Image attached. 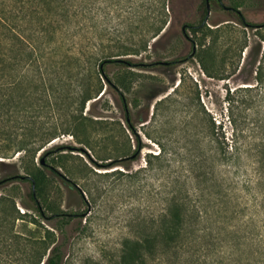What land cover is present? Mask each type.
<instances>
[{
	"label": "rangeland",
	"instance_id": "rangeland-1",
	"mask_svg": "<svg viewBox=\"0 0 264 264\" xmlns=\"http://www.w3.org/2000/svg\"><path fill=\"white\" fill-rule=\"evenodd\" d=\"M239 1L208 0L203 19L206 0H0L8 62L14 34L21 40L18 96L0 93V178L33 172L46 216L29 196L30 181L0 183V230L20 235L21 263L30 264L38 248L26 238L43 237L48 227L66 240L63 264H119L124 240L161 222L170 186H188L189 169L210 155L216 131L231 139L230 97H252L264 110V83L255 78L259 67L264 78V0ZM239 14L252 25L238 22ZM104 58L106 77L97 71ZM14 77L8 73V84ZM86 91L92 97L82 108ZM24 125L69 132L33 156L13 148ZM250 213L228 219L225 229L213 223L176 256L161 252L159 233L155 263L143 249L140 264H264L262 215L251 234L227 232Z\"/></svg>",
	"mask_w": 264,
	"mask_h": 264
},
{
	"label": "trees",
	"instance_id": "trees-1",
	"mask_svg": "<svg viewBox=\"0 0 264 264\" xmlns=\"http://www.w3.org/2000/svg\"><path fill=\"white\" fill-rule=\"evenodd\" d=\"M239 5V0H235ZM220 3L221 0H220ZM203 19L206 18L207 9L203 11ZM236 20L244 25L248 24L244 16L239 14ZM5 20L0 14V93L11 91L15 92L10 98H16L20 89V79L18 72V47L16 46L21 40L19 34H14L10 49L14 52L13 62H8V52L6 45V34L3 29ZM264 40V38H263ZM264 53V46H263ZM110 58H104L97 63V71L103 74L104 62ZM116 61V58H112ZM260 70H257V83H264V78ZM8 73L14 74V83L8 84ZM18 77V78H16ZM103 77V76H102ZM244 87V86H243ZM247 90H251L254 86H245ZM102 88V83L99 81V86L95 93H98ZM46 89V88H45ZM82 99V108L84 102L92 97V92H87ZM30 94V93H29ZM24 95V94H23ZM253 98L236 99L230 97V124H231V139L226 140L224 133L222 135L215 133L214 144L211 147L210 155L205 152L200 156L198 168H190L188 178V186L184 188H174L176 183H173L165 196V208L162 213V219L159 224L153 223L150 230L141 234L134 239H126L123 242L121 249V260L119 264H140L144 263L143 249L148 251L151 263H155L159 246V233L163 232V244H161V252L168 257L178 255L180 251L185 250L198 240L209 233V227L213 223H221L223 228L228 227L232 217H237V214L244 213V210H251L249 218L231 224L229 232L232 237L242 236L241 232H248L249 226H254L256 215H262V229L259 231L258 241L260 246L259 253L264 260V110L254 108ZM264 100V93L259 97ZM238 100L236 107L240 102L244 104L242 107L241 120L233 115V104ZM18 104H15L17 106ZM81 108V110H82ZM26 116L33 117L34 111H26ZM40 117L37 113L35 118L31 120L36 122V117ZM125 121L129 129L133 130L134 125L131 121L129 112L125 113ZM28 123V120H27ZM21 139L14 141L13 148L15 150H24L28 154L37 153L42 149L47 142L59 135L60 132H69L67 128L59 130L57 128H46L42 125L38 128L24 125L21 127ZM10 145V144H9ZM44 150V149H43ZM209 160V161H208ZM209 163V166H207ZM19 177L31 182L32 188L30 198L36 205L38 212L44 216V212L39 202L38 183L35 175L31 171H25L20 174L14 171L8 172L0 178V183L9 179ZM69 179V178H68ZM186 182V181H185ZM79 192L80 189H79ZM1 203V198H0ZM1 211V210H0ZM65 221L68 220L69 214L63 213ZM53 217V216H50ZM64 221V222H65ZM0 217V226H1ZM63 225L60 227L62 230ZM43 237L37 239H29L25 243L27 245L36 242L35 254L29 258L30 264H63L64 246L66 240L63 238L57 239L53 229L45 227ZM226 231V230H225ZM0 230V264H23L17 253L21 250L22 241L17 233L8 235ZM201 244V243H200ZM5 251V252H4Z\"/></svg>",
	"mask_w": 264,
	"mask_h": 264
},
{
	"label": "water",
	"instance_id": "water-1",
	"mask_svg": "<svg viewBox=\"0 0 264 264\" xmlns=\"http://www.w3.org/2000/svg\"><path fill=\"white\" fill-rule=\"evenodd\" d=\"M206 9H207V15H208V13H209V4H208V0H206ZM207 15H206V17H207ZM195 50V46L193 47V51ZM41 162H43V159H41Z\"/></svg>",
	"mask_w": 264,
	"mask_h": 264
}]
</instances>
